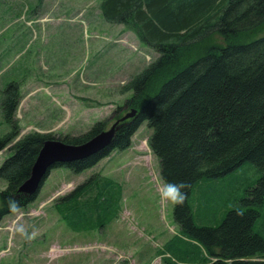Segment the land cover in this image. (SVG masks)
I'll return each mask as SVG.
<instances>
[{"label": "trees", "instance_id": "trees-1", "mask_svg": "<svg viewBox=\"0 0 264 264\" xmlns=\"http://www.w3.org/2000/svg\"><path fill=\"white\" fill-rule=\"evenodd\" d=\"M100 9L106 21L131 25L157 56L122 86L129 93L124 105L136 114L118 123L110 145L52 167L75 174L90 169L113 149L129 147L146 122L161 179L189 185L185 202L173 207L186 239L174 236L162 246L164 264H264V0H100ZM19 85L7 82L0 98L9 127L0 136V149H10L0 164L6 181L0 221L12 213L9 199L23 208L36 198L40 189L31 195L16 189L46 139L80 143L106 126L98 120L77 135L32 131L21 136ZM246 165L257 178L244 194L234 196L222 183L211 184L229 176L230 187L237 185ZM204 182L210 187L194 214L190 196ZM120 196L118 182L95 174L59 197L55 209L74 230L102 228L117 215Z\"/></svg>", "mask_w": 264, "mask_h": 264}, {"label": "rangeland", "instance_id": "rangeland-1", "mask_svg": "<svg viewBox=\"0 0 264 264\" xmlns=\"http://www.w3.org/2000/svg\"><path fill=\"white\" fill-rule=\"evenodd\" d=\"M156 56L131 25L106 21L100 0H0V98L7 82L20 84L21 136L77 135L98 120L110 127L129 110L122 86ZM8 130L0 114V136ZM150 133L143 122L129 147L113 149L78 174L52 167L34 201L0 221V264H164L162 245L176 224L174 206L159 196L162 179ZM9 154V145L0 149V164ZM240 171L243 178L233 187L229 176L211 184L240 196L257 178L253 167ZM95 174L120 184L117 215L102 228L74 230L55 202ZM5 186L0 178V190ZM209 187L204 182L192 190L194 214ZM18 221L29 233L35 229L36 237L16 233Z\"/></svg>", "mask_w": 264, "mask_h": 264}, {"label": "water", "instance_id": "water-1", "mask_svg": "<svg viewBox=\"0 0 264 264\" xmlns=\"http://www.w3.org/2000/svg\"><path fill=\"white\" fill-rule=\"evenodd\" d=\"M136 109H131L103 129L80 143H68L59 139H46L40 147L29 176L17 187V194L31 195L37 192L45 177L55 163L68 162L88 157L112 142L120 120L133 117Z\"/></svg>", "mask_w": 264, "mask_h": 264}, {"label": "clouds", "instance_id": "clouds-1", "mask_svg": "<svg viewBox=\"0 0 264 264\" xmlns=\"http://www.w3.org/2000/svg\"><path fill=\"white\" fill-rule=\"evenodd\" d=\"M189 185L186 182L171 183L167 181L158 180L159 196L161 200L171 203L173 206L182 205L186 198L187 189ZM7 206L10 212L16 214L20 212L19 204L14 199H9L7 201ZM16 233L20 234L26 239H34L37 235V231L34 229L31 233L28 232L26 226L22 222H17L15 224Z\"/></svg>", "mask_w": 264, "mask_h": 264}, {"label": "crops", "instance_id": "crops-1", "mask_svg": "<svg viewBox=\"0 0 264 264\" xmlns=\"http://www.w3.org/2000/svg\"><path fill=\"white\" fill-rule=\"evenodd\" d=\"M160 175V174H159ZM161 178V177H160ZM175 224H176V230L174 229L173 230V232H171V234H168L167 233V235H166V239L164 240V243H163V245L165 244V243H167L170 239H172L174 236H178V235H180V236H182V238H185L186 239V237L185 236H183L182 234H181V227L179 226V224L178 223H176V222H174ZM178 241H179V239H177ZM181 241V240H180ZM179 241V242H180ZM192 241V240H191ZM182 242V241H181ZM192 242H194V241H192ZM192 244L193 243H190V245L192 246ZM162 245V246H163ZM200 248H201V250L203 251V253H205V249L203 248V246H200Z\"/></svg>", "mask_w": 264, "mask_h": 264}, {"label": "flooded vegetation", "instance_id": "flooded-vegetation-1", "mask_svg": "<svg viewBox=\"0 0 264 264\" xmlns=\"http://www.w3.org/2000/svg\"><path fill=\"white\" fill-rule=\"evenodd\" d=\"M108 127V126H107ZM107 127H105V128H107Z\"/></svg>", "mask_w": 264, "mask_h": 264}]
</instances>
